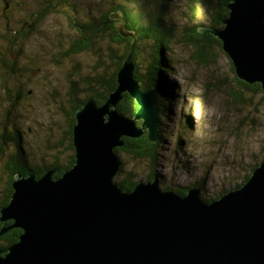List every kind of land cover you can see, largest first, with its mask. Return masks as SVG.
<instances>
[{
	"label": "water",
	"instance_id": "water-1",
	"mask_svg": "<svg viewBox=\"0 0 264 264\" xmlns=\"http://www.w3.org/2000/svg\"><path fill=\"white\" fill-rule=\"evenodd\" d=\"M227 8L223 27L200 31L222 41L238 78L264 90V0H231ZM117 83L104 103L90 98L76 110L72 167L58 177L57 168L15 174L0 236L12 227L22 233L0 250V264H264V160L213 200L198 186L165 189L160 176L125 190L115 179L116 148L145 133L158 141L159 94L135 78L131 52ZM125 93L139 105L134 117L118 109Z\"/></svg>",
	"mask_w": 264,
	"mask_h": 264
},
{
	"label": "rangeland",
	"instance_id": "rangeland-1",
	"mask_svg": "<svg viewBox=\"0 0 264 264\" xmlns=\"http://www.w3.org/2000/svg\"><path fill=\"white\" fill-rule=\"evenodd\" d=\"M48 1L0 0L1 31L5 27L24 25L25 33L28 32L24 55L19 59L22 74L14 80L9 77L11 83L7 81L11 94L20 88L15 118L11 115L8 122L15 119L22 129L27 157L35 166L54 162L62 165L69 158L71 151L65 148L73 122L71 109L75 100L72 98L88 96L86 86H82L84 83L74 94L72 82L78 78L77 73L81 77L100 71V67L97 69L99 53L104 60L103 67L110 70L105 65L112 63L108 45L118 46L117 41L106 36L97 50L81 56L68 54V38L77 34L72 22L90 20L94 15L92 8L98 11L99 6H93L94 0H71L70 6L66 2L51 1L56 6L50 8ZM149 2L145 0V4ZM215 8L217 10L207 11L197 0H171L167 18L179 28L173 32L166 51L168 60L161 68L167 80L163 88L158 89L163 130L159 155L154 161L149 158L135 161L129 153L119 152L124 168L115 177L117 181L127 178L130 172L135 180L158 172L164 187L198 186L205 198L212 199L243 181L263 159L264 92L246 91L251 102H240L233 94L241 88L237 75L221 46L208 43L209 55L203 62L194 58V48L184 41L185 26L204 24L218 28L221 25L214 17L218 12L217 4ZM42 11L46 13L40 17ZM114 19L120 33L125 32L121 16ZM151 45L150 41L140 42L134 58V64L142 73L153 59ZM122 46L124 48L125 43ZM77 63H82L79 71H75ZM3 83L0 69V133L5 126V109L12 104L7 100ZM11 126L9 123L8 127ZM3 151L4 154L0 153V202L11 179L5 164L15 147L9 145Z\"/></svg>",
	"mask_w": 264,
	"mask_h": 264
},
{
	"label": "trees",
	"instance_id": "trees-1",
	"mask_svg": "<svg viewBox=\"0 0 264 264\" xmlns=\"http://www.w3.org/2000/svg\"><path fill=\"white\" fill-rule=\"evenodd\" d=\"M51 1H55V3L56 1H60L62 3L66 2L67 4H69V6L71 4V0H49L48 3H50ZM150 1V4H145V0H94L93 6H99V9L98 11H96V8H92L91 12L94 15L92 14L93 16L91 17V19L86 22L80 21L78 19L72 22V25L74 26V28H76L77 34H74L73 36H70L68 38L69 45L68 49L66 50L68 54L81 56V54L87 51L97 50L99 49V42L102 41L106 36H109L111 38V41H117L118 46L114 47L111 43H109L108 45V56L112 63L111 65H105H107L108 69L111 68L110 70H107L105 67H103L104 60L102 59V54L99 53L97 69H99L100 67V71H97L96 69V74L89 72L85 75H82L81 77L77 73L76 75L78 76V78L72 82V92L74 94L75 90L77 91L79 86L84 83L82 86H86L88 96L85 98H72L73 101L75 100L71 109L73 122L71 124V128L68 130L69 144L65 148L71 151V155L65 163H62V165L58 162H54L50 165L45 166H35L33 163H31L29 158L27 157V151L23 144L24 140L22 129L18 126L15 119L14 122H8L11 115H13L15 118L14 113L16 112V105H18L19 103L20 88H17L16 91H13L14 93L11 94V88L9 87V83H7V81L10 82L11 79L14 80L20 74H22L23 68L20 65L19 59L24 55V43L28 32L25 33L24 25H20L19 27L15 28L5 27L3 31H1L0 29V69L4 81V92L7 94V100L11 101L12 103L10 107L5 109V126L2 130V133H0V153L4 154V147H8L9 145H13L15 147V152L5 164L10 172L11 179L6 188L4 198L0 202V210L10 201L11 194L13 192V182L15 180V174H21L25 176L32 171L36 174L37 177H40L47 170L57 168L59 169V171L58 173L54 174V176L58 177L66 169L73 166L76 159V152L73 143V126L76 122V110L90 98H96L99 104H102L106 101L110 93L114 89H116L118 85L117 74L123 64L124 59L131 52L134 60L139 51L138 46L140 42L150 41L152 43L151 47L153 48V59L149 63L145 73H142L140 70H138V67L135 64V78L140 81V83L142 84V88L145 90L151 87H156L157 89L163 88V82L165 83L167 79L164 75L165 71L161 68L162 65L167 63L168 59L166 56V51L170 48L169 42L171 40V37L174 35L173 32L176 31L179 26L178 28H176L177 25L175 26V24L169 21V19L167 18L168 8L170 6L171 0ZM230 1L231 0H220L219 2H215L214 0H197V2L203 4V7H205L207 11L217 10L215 6L216 4L218 5V12L214 16L216 17L218 23L222 22L218 28L224 26L223 19L226 18L229 14L227 4ZM56 4L50 3L48 6L50 8H54ZM85 6L86 4H84V7ZM45 13L46 11H42L40 17H42ZM117 16H121L125 32L130 33V36H124L120 33V28L116 26V20L114 19ZM30 26L31 28L34 27V23ZM212 26L217 27L215 25H211V27ZM202 27L206 26L204 24H194L190 27L189 25L185 26L184 41L194 48V58H197L199 61L206 62L209 55L207 44L217 43L222 48V41L209 32H201L200 30ZM181 28H183V26H181ZM123 43H125L124 48L122 46ZM120 46L123 49H121ZM80 68H82V63H77L75 71H79ZM232 70L235 72L233 64ZM236 79L241 88L240 90L233 92V94L235 95V98H237L240 102H251V99L247 96L246 91H250L252 93L259 91L264 92L261 84L258 82L248 83L238 77H236ZM12 97L14 98V100H12ZM138 108V103L128 93H125L124 98L121 99L118 103V109L128 117H134L137 113ZM161 111V107L159 106L160 122L162 121ZM140 122L141 121H139V123ZM9 123L12 124L10 128L8 127ZM162 131V125H160L161 138L157 142H150L147 133L138 138L123 137L124 144L120 147H117L116 151L127 152L132 155L134 160H138L137 158H149L154 161L159 155V146L161 145L163 138ZM263 160L264 156L261 161ZM261 161L255 164L253 170L257 165L261 163ZM123 168L124 162L122 161L120 172H122ZM250 175L251 173L247 174L244 180L238 183L236 186H241L250 177ZM156 176H160V174L158 172H152L146 179L135 180L133 178V174L130 172L127 178L118 181L119 185L125 190H132L137 182L152 180ZM164 188L171 189V187L169 186H165ZM187 189L175 190L185 194L187 192ZM226 191L222 192L221 194L225 193ZM213 199L215 198H212L210 200ZM5 224L7 226H10L13 224V220H7ZM3 225L4 222L0 220V228H2ZM21 233L22 229L18 227H12L7 232L2 234L0 236V250H5L9 245L18 241Z\"/></svg>",
	"mask_w": 264,
	"mask_h": 264
},
{
	"label": "flooded vegetation",
	"instance_id": "flooded-vegetation-1",
	"mask_svg": "<svg viewBox=\"0 0 264 264\" xmlns=\"http://www.w3.org/2000/svg\"><path fill=\"white\" fill-rule=\"evenodd\" d=\"M58 171H59V169H58ZM58 173V172H57ZM56 174V173H55Z\"/></svg>",
	"mask_w": 264,
	"mask_h": 264
},
{
	"label": "bare ground",
	"instance_id": "bare-ground-1",
	"mask_svg": "<svg viewBox=\"0 0 264 264\" xmlns=\"http://www.w3.org/2000/svg\"><path fill=\"white\" fill-rule=\"evenodd\" d=\"M194 14V13H193Z\"/></svg>",
	"mask_w": 264,
	"mask_h": 264
}]
</instances>
